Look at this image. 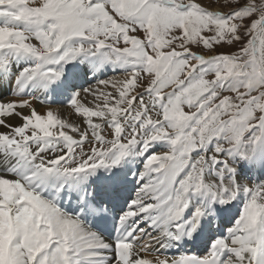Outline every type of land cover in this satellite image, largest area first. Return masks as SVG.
<instances>
[{
	"label": "snow or ice",
	"instance_id": "snow-or-ice-1",
	"mask_svg": "<svg viewBox=\"0 0 264 264\" xmlns=\"http://www.w3.org/2000/svg\"><path fill=\"white\" fill-rule=\"evenodd\" d=\"M5 81L0 264H264V0H0Z\"/></svg>",
	"mask_w": 264,
	"mask_h": 264
},
{
	"label": "bare ground",
	"instance_id": "bare-ground-1",
	"mask_svg": "<svg viewBox=\"0 0 264 264\" xmlns=\"http://www.w3.org/2000/svg\"><path fill=\"white\" fill-rule=\"evenodd\" d=\"M111 65H109L108 67H110ZM103 66H101L102 68ZM112 67V66H111ZM87 70L89 72H92L93 76L94 74L99 70L101 69L100 67H97L96 69H93L91 66H87ZM113 69V67H112ZM118 69V68H117ZM120 71V69H118V72ZM116 76V75H115ZM114 77V76H113ZM112 78V77H110ZM90 99V98H89ZM38 110L43 114L46 112V109L47 107L49 106H42V105H39V104H36ZM50 107H59V106H50ZM72 110L74 109H71L70 107H63L62 111H61V118L63 119H66L68 120L69 123H75L77 125H79L80 127H85L86 125L84 124L83 122V117H80L78 114L75 113V111L72 112ZM95 120V118H94ZM0 130H3V129H0ZM65 131H68L69 134L73 135V136H76V134H73V132H71V129H65ZM256 172H260V171H256ZM255 175V173L253 174Z\"/></svg>",
	"mask_w": 264,
	"mask_h": 264
},
{
	"label": "rangeland",
	"instance_id": "rangeland-1",
	"mask_svg": "<svg viewBox=\"0 0 264 264\" xmlns=\"http://www.w3.org/2000/svg\"><path fill=\"white\" fill-rule=\"evenodd\" d=\"M205 2H208V0H205ZM238 46H236V47H233V48H226V49H224V50H226V51H235L236 50V48H237ZM86 69H88L87 67H86ZM117 75H118V73H116ZM115 76V75H114ZM110 77H113V76H109V78ZM107 77H104L103 79H106ZM74 110H72V112H73ZM185 111H189V109L185 106ZM73 134H76V133H73ZM162 150H164V149H162L161 147H159L158 146V148H157V151L159 152V151H162ZM246 179V178H245ZM247 180V179H246ZM247 181H249V182H252V181H250L249 179L247 180Z\"/></svg>",
	"mask_w": 264,
	"mask_h": 264
}]
</instances>
